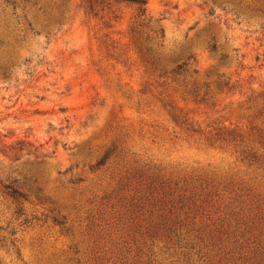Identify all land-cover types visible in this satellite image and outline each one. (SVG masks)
<instances>
[{
  "label": "rangeland",
  "instance_id": "1",
  "mask_svg": "<svg viewBox=\"0 0 264 264\" xmlns=\"http://www.w3.org/2000/svg\"><path fill=\"white\" fill-rule=\"evenodd\" d=\"M91 2L0 0V264H264V0Z\"/></svg>",
  "mask_w": 264,
  "mask_h": 264
},
{
  "label": "trees",
  "instance_id": "2",
  "mask_svg": "<svg viewBox=\"0 0 264 264\" xmlns=\"http://www.w3.org/2000/svg\"><path fill=\"white\" fill-rule=\"evenodd\" d=\"M121 1H125L131 4H134L135 6H137V13L138 15H143L145 12V0H121ZM87 3V8L88 10L92 9V2L91 0H86ZM146 53L149 51L148 49H145ZM209 50L210 51H214L215 50V45L212 44L211 46H209ZM187 64L186 63H182L179 64L177 66H175L174 68H172L169 72L168 75L170 76L171 79L176 80L177 78H179L180 76H182L183 74H185L187 72L186 70ZM172 118H174L175 120V115H171ZM19 150H21L22 146L20 143L17 144ZM1 195L3 197H5L6 199H8L9 201H11V204L14 206V210H15V214L16 215H21L22 209L21 206L24 202L27 201V195L21 191H19L18 189L14 188L11 184H5L1 186Z\"/></svg>",
  "mask_w": 264,
  "mask_h": 264
}]
</instances>
